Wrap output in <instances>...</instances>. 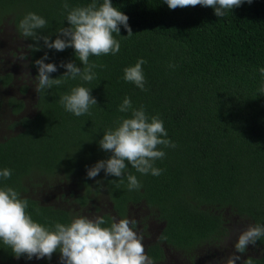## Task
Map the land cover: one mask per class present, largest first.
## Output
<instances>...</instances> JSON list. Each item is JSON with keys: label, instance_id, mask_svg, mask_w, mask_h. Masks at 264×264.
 I'll return each mask as SVG.
<instances>
[{"label": "trees", "instance_id": "16d2710c", "mask_svg": "<svg viewBox=\"0 0 264 264\" xmlns=\"http://www.w3.org/2000/svg\"><path fill=\"white\" fill-rule=\"evenodd\" d=\"M92 2L0 0V29L5 31L10 24L12 45L24 42L29 72L25 74L28 84L20 83V94L6 100L17 118L8 123L14 132L0 139V171L11 170L10 178L0 177V190L16 191L27 200L26 214L53 231L57 223L70 224L77 217L75 210L27 195L29 185L41 184L26 183L24 175L40 171L54 174L53 181L77 180L84 187L83 194L76 193L78 207L88 212L90 200L105 192L112 209L99 216L106 221L102 227H110L114 220L131 219L135 208L145 214L130 227L138 222L148 228L150 219L159 224L157 239L145 244V254L153 264L168 260L167 247L197 257L195 252L204 245L224 250V238L229 233L232 236L234 217L264 226V75L260 72L264 68V0L243 2L225 10L223 17H217L213 8L199 5L173 10L164 0H111L128 16L133 33L128 35L122 25L119 34L113 33L120 43L119 52L90 56L89 63L96 65L91 82L69 78L37 93L34 62L45 53L48 59L44 62L57 65V71L49 74L52 79L65 73L61 62L83 65L71 47L56 51L40 41L37 50L34 39L21 34L20 21L28 13L43 17L47 25L38 34L55 40L58 29L69 27L67 11ZM96 2L99 5L103 0ZM6 33L0 44H10ZM141 58L146 61L142 65L145 90L123 79L124 69ZM13 75L0 73V91L13 81ZM79 86L91 90L97 105L77 117L65 110L60 98ZM28 89L34 98L33 112L25 97ZM125 97L131 99L134 109L143 107L149 121L154 116L162 120L165 138L175 147L158 146L165 153L153 164L162 170L159 176L141 174L127 165L122 178L101 171L89 179L87 169L111 155L100 149L99 140L123 119L131 118V110H118ZM129 174L142 185L139 190H129ZM148 236L151 229L147 235L143 233L144 238ZM250 246L258 247L259 255L245 253ZM237 253L240 264H264V235ZM28 260L62 264L59 251L51 259ZM16 262L11 248L0 240V264Z\"/></svg>", "mask_w": 264, "mask_h": 264}, {"label": "clouds", "instance_id": "9594fccd", "mask_svg": "<svg viewBox=\"0 0 264 264\" xmlns=\"http://www.w3.org/2000/svg\"><path fill=\"white\" fill-rule=\"evenodd\" d=\"M169 9L186 8L197 5L211 7L217 17H223L225 10L239 7L243 2L252 3V0H164ZM65 10L69 5H63ZM128 16L112 5L111 0H103L97 4L93 0L86 7H76L67 11L66 21L69 27H62L57 31V38L51 40L48 35L38 34L44 29L47 21L35 14L28 13L19 23L18 28L24 37L33 38L37 50L39 42L43 46L56 51H64L71 47L76 58L83 65L78 67L75 62H61L60 67L65 73L56 79L50 78L51 73L57 71L54 63H45L47 53L41 59L35 60L38 69L35 77V90H49L54 85H60L67 79H76L91 82L95 78L94 64L89 63L90 56L116 54L120 50V43L113 38V33L120 32L122 25L128 35L132 29L128 24ZM142 58L134 66L124 69L123 79L133 83L141 90H145V77ZM264 75V68L260 69ZM66 111L79 117L89 113L97 100L91 95V90L79 86L60 98ZM120 112L131 110V118L123 119L118 127L110 129L99 140L101 150L111 153L105 160L97 161L87 169V177L95 179L101 171L105 176L122 178L127 165H131L141 174L151 173L159 176L162 170L153 166L157 159L165 156L158 146L175 147L166 139L167 132L163 121L158 117L146 115L143 107L134 109L131 99L125 97L118 109ZM11 170L0 171V177L10 178ZM129 190H139L142 185L136 176H127ZM27 200L19 198L12 188L0 190V240L12 250L17 258L26 256L28 259L36 257L51 259L53 253L59 251L62 264H153L145 254L143 238L130 227L134 221L130 219L114 220L110 227H102L106 223L103 217L95 219L87 216L74 218L68 225L57 223L54 231L33 221L26 214ZM264 235V226H249L243 231L235 244L237 252H243L249 245H253L258 238ZM234 264V261L230 262Z\"/></svg>", "mask_w": 264, "mask_h": 264}, {"label": "rangeland", "instance_id": "374dc122", "mask_svg": "<svg viewBox=\"0 0 264 264\" xmlns=\"http://www.w3.org/2000/svg\"><path fill=\"white\" fill-rule=\"evenodd\" d=\"M11 28V25L7 24L5 27V31H2L0 29V37L2 36V34H4V32H7L4 37L6 38V41H8L9 34L11 33ZM9 41L10 44L7 43L8 45L5 43V41L4 43L0 44V50L2 51L0 54V73L14 74L13 81L9 85L4 86V88L0 91V99L3 101L0 105V139L13 133L15 130L8 125L10 121L17 118V115L14 114L10 110V106L7 105V98L20 94L19 87L21 82L28 84V77L26 76L29 72L27 67V58L25 57V44L24 42H17L12 45V40ZM24 80H26L27 82ZM25 97L29 102V111L33 112V110H31V106L33 105L31 103L34 102L32 89H28ZM54 179V174H44L40 171H32L29 174L24 175V181L26 183L34 182L41 184L37 185L36 187L29 185L28 193L26 194L37 198L44 203H58L67 206V208H72L76 212L77 217L75 218L80 217L83 213L84 216L95 219L96 217L101 216L104 212H111L112 206L105 192H102V194H99L97 197L90 200L87 207L89 208L90 212H88L85 208H79L78 206L81 205H79L78 202L73 199L74 196L59 201L58 193L60 194L63 191V187L68 190L70 189V187H73L72 190H74L72 191V193L76 192L78 193V195H80L81 193L83 194L84 187L80 188L78 185V181L75 179L58 178L57 181H53ZM144 214L145 213L143 211L135 208L134 210H132L130 220L139 221ZM249 226H252L250 220H237V218L234 217L231 220L232 236L229 233V235L224 238V240H226L225 244L227 246L226 248H224V250L215 249V245H204L200 250H197L195 252L196 254H198L197 257L193 253L191 255L178 254L167 247L166 252L168 255V260L160 264H230V262L232 261H234V264H240L239 262L242 260V258L235 251V244L238 240L239 235ZM149 229H151V236L144 238L143 233L147 235ZM133 230L143 238L142 243L145 247L146 242H150L151 240L155 241L157 239V235L159 233V224H157L156 220L150 219L148 221V228L144 227L142 223L137 222L136 226L133 227ZM245 253L259 255L260 250L258 247L250 246V248L246 250ZM36 261L38 260L17 258V262L15 264H35Z\"/></svg>", "mask_w": 264, "mask_h": 264}, {"label": "flooded vegetation", "instance_id": "af4514ba", "mask_svg": "<svg viewBox=\"0 0 264 264\" xmlns=\"http://www.w3.org/2000/svg\"><path fill=\"white\" fill-rule=\"evenodd\" d=\"M64 175V174H63ZM57 176H59L60 177V175H57ZM72 188L73 187H70V189L68 190V189H66L65 187H63V191L59 194L58 193V198H59V201H62L63 199H67L68 197H72L71 196V192L74 190H72ZM76 192H75V196L73 197V199L74 200H76ZM37 199V198H36ZM47 204H57L58 205V203H47Z\"/></svg>", "mask_w": 264, "mask_h": 264}]
</instances>
